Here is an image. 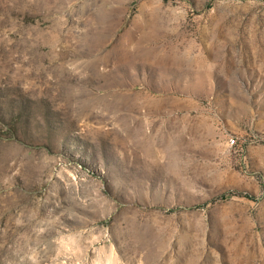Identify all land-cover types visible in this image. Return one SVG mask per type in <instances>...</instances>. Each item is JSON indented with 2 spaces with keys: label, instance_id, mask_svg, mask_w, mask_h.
Returning <instances> with one entry per match:
<instances>
[{
  "label": "rangeland",
  "instance_id": "rangeland-1",
  "mask_svg": "<svg viewBox=\"0 0 264 264\" xmlns=\"http://www.w3.org/2000/svg\"><path fill=\"white\" fill-rule=\"evenodd\" d=\"M0 264H264V0H0Z\"/></svg>",
  "mask_w": 264,
  "mask_h": 264
},
{
  "label": "built area",
  "instance_id": "built-area-1",
  "mask_svg": "<svg viewBox=\"0 0 264 264\" xmlns=\"http://www.w3.org/2000/svg\"><path fill=\"white\" fill-rule=\"evenodd\" d=\"M230 141H231V143L233 144V143L235 142V138L232 137V138L230 139Z\"/></svg>",
  "mask_w": 264,
  "mask_h": 264
}]
</instances>
